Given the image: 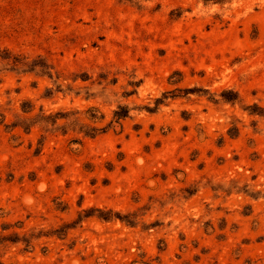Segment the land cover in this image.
Returning a JSON list of instances; mask_svg holds the SVG:
<instances>
[{"label":"rangeland","instance_id":"374dc122","mask_svg":"<svg viewBox=\"0 0 264 264\" xmlns=\"http://www.w3.org/2000/svg\"><path fill=\"white\" fill-rule=\"evenodd\" d=\"M0 55V264H264V0H0Z\"/></svg>","mask_w":264,"mask_h":264},{"label":"trees","instance_id":"16d2710c","mask_svg":"<svg viewBox=\"0 0 264 264\" xmlns=\"http://www.w3.org/2000/svg\"><path fill=\"white\" fill-rule=\"evenodd\" d=\"M205 1L208 2V1H211V0H205ZM213 1H222V0H213ZM0 57L2 59H9V60L11 59L10 58L11 56H9V55L8 56H1L0 55ZM12 63H13V66L15 68H17V69L18 68L19 69H24V71L25 70H29V71L37 70V71H39L40 73H42L44 75H48L50 77H53L52 67L49 64L45 63V62H40L38 60H34L32 62H29V61L18 60V59H16L14 57L13 60H12ZM224 97L228 101H236L238 99V96H232V97L224 96ZM256 107H258V108L252 109V112L264 113V112H262L263 110H261L262 108H260V110H258L259 106H256ZM116 115L118 116V118H122V117L127 115V112L126 113H122V114L117 112ZM43 117L45 118V121H46L47 124L51 123L52 125H56L58 119L67 118V116L61 114L60 112H56L54 114L51 113L49 115L43 114ZM98 129L99 128H92L93 132H87L86 131L85 133L88 136H93L94 135L93 133H95ZM108 213H109L108 215H99V217H101L103 219H111L113 217L111 215V211H108ZM115 215H116V217H120L119 214H115Z\"/></svg>","mask_w":264,"mask_h":264}]
</instances>
